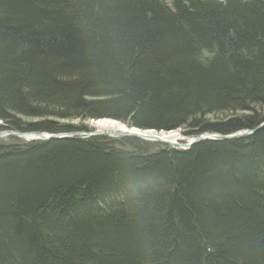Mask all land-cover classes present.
I'll return each mask as SVG.
<instances>
[{"label":"trees","instance_id":"1","mask_svg":"<svg viewBox=\"0 0 264 264\" xmlns=\"http://www.w3.org/2000/svg\"><path fill=\"white\" fill-rule=\"evenodd\" d=\"M103 119L254 132L0 141V264H264V0H0V132Z\"/></svg>","mask_w":264,"mask_h":264},{"label":"water","instance_id":"2","mask_svg":"<svg viewBox=\"0 0 264 264\" xmlns=\"http://www.w3.org/2000/svg\"><path fill=\"white\" fill-rule=\"evenodd\" d=\"M133 129H135V128H133ZM257 130H255V132ZM253 132L254 131H247V133H244V134H234V135H231V136H218L216 134L205 133V134H202V135H200V136H198L196 138L190 139L187 144H184V146L187 147L186 148L187 150H189L190 149L189 147L191 145L193 146V145L198 144L201 140H204L205 138L209 137L210 135L218 136V137L221 138V140H224V141H229V140L240 139V138H244V137L250 136V135H252ZM31 135L37 137V139H39L41 141H54V140L75 139V138H78V139H80V138L89 139V138H93V137H106V138L109 137V138H116V139H120V138H138V139H142L144 141L154 142V143H158V144H161V145H164V146H172V145H174L171 142L163 141L160 138H156L155 141L151 140V139L148 138V136L146 134H143V133H141L139 135L138 134H132V133H122V134L116 135L114 137H111L108 134L98 135V134H95L94 132H83V131H80V132H66V133H59V134H49V133H41V132L24 133V132L4 131V132H0V141H7V140H10V139H20L22 137L31 136ZM216 141H220V140H216ZM174 147H176V146L174 145Z\"/></svg>","mask_w":264,"mask_h":264},{"label":"rangeland","instance_id":"3","mask_svg":"<svg viewBox=\"0 0 264 264\" xmlns=\"http://www.w3.org/2000/svg\"><path fill=\"white\" fill-rule=\"evenodd\" d=\"M205 56H207V54L206 53H203L202 54V58L204 59V57ZM103 120H108V121H114V120H110V119H103ZM103 120H98V121H90V122H88V124H87V127H89V128H91L92 130H94V133L95 134H98V135H102V134H108V135H110L111 137H114V136H116V135H119V134H122V133H132V134H141V133H143V134H146L147 136H148V138L149 139H151V140H154L155 141V139L156 138H160L161 140H163V141H168V139H167V137H168V135L167 134H170V133H172V134H174V136L173 137H175V139L171 142V141H168V142H171L172 144H174L177 148H179V149H185V150H187L186 148L187 147H185L184 146V144H187L188 143V141L190 140L189 138H187V137H185L184 136V134L181 132V131H174V132H169V133H166V132H161V133H156V132H154V131H145V132H142V131H139V130H137V129H133V128H131L130 130L129 129H127V130H125V131H119V132H116L115 130H110L109 131V129L110 128H102V126H98V124L100 123V121H103ZM115 122V124H116V122L117 121H114ZM75 125L76 124H79V122L78 121H74L73 122ZM117 123H119V122H117ZM1 124V123H0ZM121 124V123H120ZM118 125V124H117ZM124 125V124H123ZM98 127V128H97ZM128 127V126H127ZM129 128V127H128ZM135 130H137L139 133H133V131H135ZM114 131V132H113ZM214 136V135H213ZM24 138V139H23ZM37 139V137H35V136H33V135H31V136H25V137H22V138H20V139H18V141H21V142H29V141H32V140H36ZM158 144V143H157ZM159 145H161V144H159ZM174 145H172V146H174ZM179 145V146H178ZM163 146V145H162Z\"/></svg>","mask_w":264,"mask_h":264},{"label":"bare ground","instance_id":"4","mask_svg":"<svg viewBox=\"0 0 264 264\" xmlns=\"http://www.w3.org/2000/svg\"><path fill=\"white\" fill-rule=\"evenodd\" d=\"M118 124V125H117ZM98 126H102V128H110V130H115L116 132H119V131H125L127 129H131V128H128L127 126L123 125V124H120V123H117L115 124L114 121H108V120H103V121H100V123L98 124ZM98 128V127H97ZM114 132V131H113ZM133 133H139L137 130L133 131ZM244 133H247V131H243V132H239V133H236V134H244ZM168 137V141H173L175 139L174 134L170 133V134H167ZM216 140H220V141H224V140H221L220 137L218 136H213V135H210L209 137L205 138L204 140H201L199 143L201 142H205V141H216ZM33 141H41L39 139H36V140H33ZM198 143V144H199ZM197 145V144H196ZM195 146V145H193ZM190 149L192 148V145L189 147Z\"/></svg>","mask_w":264,"mask_h":264}]
</instances>
